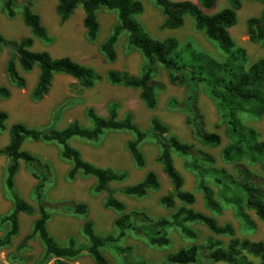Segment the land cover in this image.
<instances>
[{
	"label": "trees",
	"instance_id": "obj_1",
	"mask_svg": "<svg viewBox=\"0 0 264 264\" xmlns=\"http://www.w3.org/2000/svg\"><path fill=\"white\" fill-rule=\"evenodd\" d=\"M264 5V0H254ZM163 16L161 26L175 29L183 25L185 15L192 16L194 26L201 30L211 41L215 42L225 54L224 59L198 51L187 44L179 49L175 37L155 39L142 27L136 16L143 11L140 0H57L55 11L62 21L67 20L74 10L81 5L82 23L88 40H95L99 33L97 12L100 8L116 11L117 21L111 33L100 43L99 49L109 62L117 58L115 44L118 36L126 31L129 46L137 49L144 58V63L137 75L124 70L109 69L106 72L108 82L115 85L139 90V98L148 109L157 104V90L164 86L156 82L154 76L157 66L161 65L168 75L169 83L183 86L185 95L182 100L170 99L168 105L185 113V121L193 138L204 146L215 147L221 144V135L208 131L204 126V117L198 106V95L204 86L208 96L215 102L225 124L228 143L222 149V158L232 163V171L214 166L213 156L196 148L193 143L180 140L170 135L168 126L158 117L149 120V129L142 130L130 114L117 117L118 106L111 103L107 115H99L93 107L86 109L90 126H82L76 120L69 122L65 128L56 129L49 126L43 129L29 127L21 122L12 123L8 128V141L0 146V156L7 158L4 172V186L9 194L12 206L5 214H0V224L7 229L0 238V246L10 244L19 233V215L36 214L30 232L25 234L17 249L28 246V242L38 238L44 248L41 260L35 264H44L49 257L55 258V264H70L67 260L86 251L95 264H110L103 254V248H109L119 257L120 264H132L119 241L127 232L143 238L149 245L163 247L169 244V228H178L187 238H194L195 233L186 225L188 222H200L216 235L229 236L227 244L222 247L219 241L208 239L205 244H190L180 247L166 258L167 264H264V242L247 237L235 236L231 223L219 224L216 215L223 211V201L234 208V216L244 227L253 228L254 222L247 210L264 222V140L252 127L245 126L239 117L242 112L252 115H264V58H259L245 68L246 51L236 47L229 29L236 22V12L242 0H227L228 5L218 11L207 13L216 6V0H153ZM18 0H0L1 9L8 17L16 15ZM32 0H22V21L29 29V35L18 40H10L0 33V51L8 49L5 73L9 82L23 88L26 78L22 72H29L34 66L39 69L35 85L30 91L32 100L42 99L49 91L55 74L73 77L76 83L74 91L93 86L99 77L88 65L80 64L68 56L53 57L47 50H35V39L48 42L50 37L39 15L31 9ZM246 31L251 42L264 45V7L257 16L246 20ZM10 88L0 84V99L10 96ZM7 114L0 110V134L5 129ZM130 131L133 138L127 140L126 147L137 167H143L145 158L139 145L151 136L158 146L157 161L170 183V190L160 197V203L172 208L169 217H152L143 211L126 210L125 204L116 197V193L127 196L143 197L149 190L160 186L157 173L148 170L137 182L122 187H110L112 182L124 181L126 171H115L109 167H100L85 160L80 151L69 140L80 137L86 140H98L105 131ZM25 139L55 141L60 146L62 158L71 162L68 177L77 174L91 176L95 179L94 191L106 192L105 205L115 210L118 215L113 221L114 232L99 235L90 220L82 224V233L87 239L84 245H78L72 238L60 244L48 231L47 222L54 209L64 214H85L87 205L83 202L57 201L53 204L44 199V185L50 177V169L29 151L22 148ZM185 157L184 167L197 176L196 188L202 194L204 207L210 214L191 207L195 193L185 190L184 177L174 164L173 155ZM20 163H24L36 180L32 194L36 207L24 199L16 189L15 177ZM201 163H206L208 167ZM257 165L258 171L251 169ZM212 179L218 187L214 193L206 181ZM176 200L180 202L176 205Z\"/></svg>",
	"mask_w": 264,
	"mask_h": 264
},
{
	"label": "rangeland",
	"instance_id": "obj_2",
	"mask_svg": "<svg viewBox=\"0 0 264 264\" xmlns=\"http://www.w3.org/2000/svg\"><path fill=\"white\" fill-rule=\"evenodd\" d=\"M57 0H32L31 9L36 12L42 24L45 26L50 40L48 42L35 39L33 48L35 50H47L53 57L68 56L74 61L91 66L98 79L93 86L74 91L73 85L76 80L66 74H55L48 93L40 100H32L30 91L36 83L39 69L34 66L29 72H21L26 78V85L18 88L12 85L5 73V62L8 57V49L0 51V84L10 88V96L0 99V110L5 111V129L0 134V146L8 141V128L12 123L21 122L25 125L43 129L53 126L56 129H63L66 125L76 120L82 126H90L91 122L86 117V109L93 107L99 115H107V107L111 103L118 106L117 117L122 118L126 114L132 116V120L142 129L148 130L149 120L152 116L158 117L168 126L169 134L178 137L180 140L193 143L196 148L209 152L214 158V166L232 171V163L225 162L222 158V149L228 143L225 134V124L215 102L208 96L204 86L200 87L198 95V106L204 117V126L208 131L217 132L221 135V144L215 147L204 146L196 141L185 121V113L177 108L168 105L170 99L182 100L185 89L180 85L169 83L167 71L157 66L154 76L156 82H161L163 88L157 90V104L153 109H148L139 98V90L115 85L108 82L106 72L109 69L124 70L130 74L137 75L144 63L142 54L135 48L128 45L126 40L127 32L123 31L117 39L115 50L117 58L109 62L99 49L100 43L111 33L117 21L116 11L100 8L97 12L99 21V33L95 40H88L85 28L82 23L83 9L79 5L72 15L65 21L55 11ZM143 11L136 16L142 27L155 39H164L168 36L175 37L179 49L190 44L192 48L207 53L216 59H224L225 54L217 44L209 40L201 30L194 26L192 16L185 15L182 26L175 29L163 28L161 26L163 16L160 9L153 0H140ZM196 1V0H192ZM15 7L16 15L8 17L1 9L0 4V33L7 39L18 40L29 35V29L22 21V0H18ZM228 5L227 0H216V6L207 13L218 11ZM264 5L254 0H242L239 10L236 12V22L229 29L236 47H242L246 51L245 68L259 58H264V45L251 42L246 31V20L250 16H257ZM241 122L256 130L259 140H264V115H252L242 112L239 114ZM130 131L107 130L96 141L86 140L80 137H72L69 143L77 148L82 157L100 167H109L115 171H126L127 177L121 182H112L110 187L118 188L129 185L140 180L148 170L157 173L160 186L156 190H149L143 197L127 196L117 192L116 197L120 199L126 210L143 211L152 217H169L173 211L160 203V197L170 190V183L161 170L157 161L158 146L151 136H148L140 145L145 163L143 167H137L126 147L127 140L133 138ZM22 148L32 155L46 162L50 169V177L44 185V199L50 204L57 201L83 202L87 205L85 214H62L51 209V216L47 222L49 233L62 245L72 238L78 245L87 243L86 237L81 232L82 224L90 220L95 232L99 235H106L114 232L113 221L118 213L105 205L106 192H95L93 187L95 179L91 176L77 174L74 178L68 177V170L71 162L62 158L60 146L55 141H41L25 139ZM176 168L184 177L185 190L195 193L196 200L192 208L210 214L203 205L202 194L196 188V174L184 167L185 157L178 154L173 155ZM8 160L0 156V214L7 213L12 201L4 186V172ZM208 167L206 163H201ZM251 169L258 171V166ZM206 181L212 187L214 193L218 187L211 178ZM36 180L31 175L24 163H20L19 171L15 177V185L20 195L36 207L32 189ZM223 211L216 215L219 224L231 223L235 229V236L247 237L251 240L264 242V222L260 221L253 211L247 210L254 222L253 228H246L234 216V208L221 201ZM180 202L176 200V205ZM36 214L19 215V233L10 244L0 246V264H35L44 254L42 243L35 238L28 242V246L17 249L22 237L30 232ZM186 225L195 233L194 238H187L178 228H169L168 236L170 242L163 247L149 245L143 238L132 232H127L119 241V245L129 249L124 252L132 264H167V256L179 249L193 243L205 244L208 239L219 241L224 247L229 236L216 235L210 232L200 222H188ZM7 229L6 224H0V238ZM103 254L110 264H120L117 254L109 248L102 249ZM70 264H95L91 256L83 251L77 256L67 260ZM44 264H55V258L49 257ZM213 264H227L217 262Z\"/></svg>",
	"mask_w": 264,
	"mask_h": 264
}]
</instances>
